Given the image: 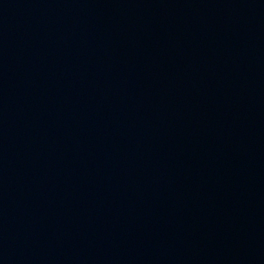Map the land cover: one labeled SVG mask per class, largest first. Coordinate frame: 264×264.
Returning <instances> with one entry per match:
<instances>
[{"label": "water", "instance_id": "1", "mask_svg": "<svg viewBox=\"0 0 264 264\" xmlns=\"http://www.w3.org/2000/svg\"><path fill=\"white\" fill-rule=\"evenodd\" d=\"M0 264H264V0H0Z\"/></svg>", "mask_w": 264, "mask_h": 264}]
</instances>
